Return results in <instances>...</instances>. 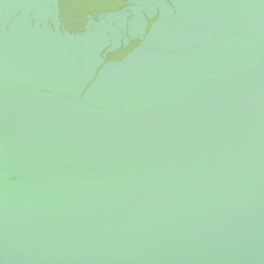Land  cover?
Wrapping results in <instances>:
<instances>
[{"label":"water","instance_id":"95a60500","mask_svg":"<svg viewBox=\"0 0 264 264\" xmlns=\"http://www.w3.org/2000/svg\"><path fill=\"white\" fill-rule=\"evenodd\" d=\"M0 264H264V0H0Z\"/></svg>","mask_w":264,"mask_h":264}]
</instances>
